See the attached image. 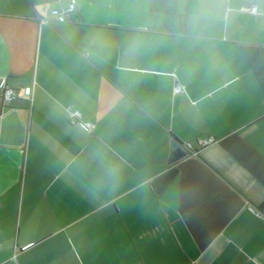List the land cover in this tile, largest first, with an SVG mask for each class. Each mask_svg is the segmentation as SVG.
Instances as JSON below:
<instances>
[{"label": "crops", "instance_id": "0c3cea01", "mask_svg": "<svg viewBox=\"0 0 264 264\" xmlns=\"http://www.w3.org/2000/svg\"><path fill=\"white\" fill-rule=\"evenodd\" d=\"M55 1L0 0V264H264V0Z\"/></svg>", "mask_w": 264, "mask_h": 264}, {"label": "built area", "instance_id": "2783aa9c", "mask_svg": "<svg viewBox=\"0 0 264 264\" xmlns=\"http://www.w3.org/2000/svg\"><path fill=\"white\" fill-rule=\"evenodd\" d=\"M50 14L45 16H38V19L41 24L43 25H49L53 20L59 21V22H67V21H79L78 18L75 17V15L80 10V3L78 0H57L54 3L50 5ZM256 10V8H255ZM176 91L183 90L182 86L177 85L175 87ZM31 92V89H30ZM1 98L3 100V103L12 102L17 96V91L12 88L9 84H4L1 89ZM72 121L73 122H80L82 123L87 129H94L95 123L94 122H87L84 123L81 120V113L80 111H72ZM213 138L205 139L202 143L203 146L209 144L212 142ZM186 148L188 149V153L190 151H193L194 154L198 153V149L194 147L192 141L185 143ZM250 210L260 218L264 219V206L262 207H254L249 206Z\"/></svg>", "mask_w": 264, "mask_h": 264}, {"label": "water", "instance_id": "95a60500", "mask_svg": "<svg viewBox=\"0 0 264 264\" xmlns=\"http://www.w3.org/2000/svg\"><path fill=\"white\" fill-rule=\"evenodd\" d=\"M188 155V149L185 146V143L179 141L175 137L170 139V154L168 163L175 164L180 159L186 157ZM178 174V168L173 167L167 172L163 173L159 177L153 180L152 185L155 191L161 194L167 186L173 181V179Z\"/></svg>", "mask_w": 264, "mask_h": 264}]
</instances>
